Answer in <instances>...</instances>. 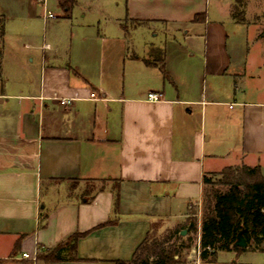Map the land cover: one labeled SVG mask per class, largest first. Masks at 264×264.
I'll return each mask as SVG.
<instances>
[{
  "label": "crops",
  "instance_id": "crops-1",
  "mask_svg": "<svg viewBox=\"0 0 264 264\" xmlns=\"http://www.w3.org/2000/svg\"><path fill=\"white\" fill-rule=\"evenodd\" d=\"M47 2L57 18L38 0H0V264L129 261L156 225L195 216L201 232L205 176L245 165L264 177V54L238 53L207 0ZM171 25L189 61L181 42L173 56L155 40ZM75 232H89L75 260L39 259ZM228 253L252 264L240 257L264 251Z\"/></svg>",
  "mask_w": 264,
  "mask_h": 264
},
{
  "label": "trees",
  "instance_id": "trees-1",
  "mask_svg": "<svg viewBox=\"0 0 264 264\" xmlns=\"http://www.w3.org/2000/svg\"><path fill=\"white\" fill-rule=\"evenodd\" d=\"M73 0H61V6L70 10ZM242 13V12H241ZM240 14V13H239ZM238 14V15H239ZM235 19L244 21V17L234 14ZM241 16V15H240ZM205 18V14L197 15L195 21ZM6 17L0 16V77L3 57L2 41L5 35ZM221 185L225 190L211 188L207 193L205 188L204 203L205 212L201 223V258L205 264H217V255L221 251L240 254L247 249L264 251V177L260 168L242 166L227 167L220 173ZM206 187L212 184V180L205 176ZM119 200V191H115V204ZM112 224L108 221L105 225ZM195 221L190 218L187 223L175 230L177 240L166 248L164 243L156 244L153 250L146 246L147 238L137 248L129 261L117 260L115 264H181L174 259L180 252L179 247H188L185 244V236L180 233L188 228V233L196 227ZM243 234L248 242V247L236 246L238 234ZM89 232H75L66 242L59 244L53 250L45 251L39 259L45 263L65 262L75 260L76 246L80 238ZM180 243V244H178Z\"/></svg>",
  "mask_w": 264,
  "mask_h": 264
},
{
  "label": "rangeland",
  "instance_id": "rangeland-1",
  "mask_svg": "<svg viewBox=\"0 0 264 264\" xmlns=\"http://www.w3.org/2000/svg\"><path fill=\"white\" fill-rule=\"evenodd\" d=\"M232 3V11H234V14L236 16L244 17V21H240L239 18L236 19L237 21H239V23H230L228 21L227 13H225V11L229 8ZM207 6L209 21L211 23H221L222 25H225L230 40L235 41L238 45V53L239 51H241L242 55H246L247 53H249V55L251 56H260L262 58V54H264V0H207ZM47 7L49 10L47 9ZM56 8L57 7L54 2L50 5H48L47 2L46 10L52 12L54 15L57 16L59 13L56 11ZM100 33L102 36L104 35L103 37H111L109 31L103 30V32L100 31ZM156 33H158V36H156L155 40L161 41V43L167 42L168 49L174 52L172 53L173 56H177V52L179 51V44H177L176 42L173 43V41L176 40L177 42H181L180 46H182V58L187 59L189 61L188 48L184 42L183 34H181L178 30L174 29L172 25L168 28H164L163 30H158ZM147 37V32L143 34L139 31L134 35L133 40L135 44L140 46L144 40L148 39ZM192 62H196L198 65L201 66V68H203L202 54H198V56L192 59ZM253 84L258 83L251 82V84L249 85ZM242 166L243 165H239L237 167L241 168ZM209 178L212 180V184H209L206 187L207 193L210 192L209 190H211V188L215 190H225L226 187H223L221 185V176L219 173L212 174L209 176ZM204 212L205 203L203 201L200 212L198 210L199 216L203 218ZM195 219L197 224L196 227L192 229V231L188 233V228H191L188 227L182 230V232H187L185 235H183L182 232L180 233L182 236H185V244L189 245L188 247H179L180 252L177 253L174 257V259L181 262V264H192L190 255L193 253L194 248L197 246L198 236L200 233L199 221L195 216L190 217L191 221H195ZM185 224L179 227H182ZM176 238L177 236L175 234V229H165L156 225L155 229H153V231H151L147 236L146 246L149 248V250H153L156 244L164 243L166 248H168L169 246L175 243V241L177 240ZM219 257L222 259L227 257L230 260L238 258V256H235L233 255V253L228 252H219ZM240 261L247 263L250 262L252 264H264V253H248L242 255L240 257ZM201 264L205 263L203 262ZM217 264L229 263H224V260L219 259L217 255Z\"/></svg>",
  "mask_w": 264,
  "mask_h": 264
},
{
  "label": "built area",
  "instance_id": "built-area-1",
  "mask_svg": "<svg viewBox=\"0 0 264 264\" xmlns=\"http://www.w3.org/2000/svg\"><path fill=\"white\" fill-rule=\"evenodd\" d=\"M40 3H42L45 7L47 6V0H38ZM58 16L54 15L52 12L47 11L45 14V18L47 19H54L57 18ZM92 97L95 98V94H92ZM162 98V94L161 93H157V92H150L148 94V99L151 101H159ZM71 100L69 99H61L60 103L62 105H68L70 103ZM201 252H202V248H201V232L199 233L198 236V243L197 246L194 248L193 253L190 255V259L192 260V264H201L203 263V260L201 258ZM24 258H29V259H33L36 260L35 257H31L29 254L24 253L23 254Z\"/></svg>",
  "mask_w": 264,
  "mask_h": 264
},
{
  "label": "water",
  "instance_id": "water-1",
  "mask_svg": "<svg viewBox=\"0 0 264 264\" xmlns=\"http://www.w3.org/2000/svg\"><path fill=\"white\" fill-rule=\"evenodd\" d=\"M187 232L186 231H183L182 234L185 235ZM236 246H239V247H243V248H246L248 247V242L243 234V231H241L239 234H238V237H237V241H236Z\"/></svg>",
  "mask_w": 264,
  "mask_h": 264
}]
</instances>
